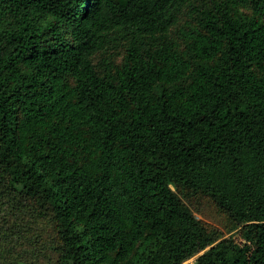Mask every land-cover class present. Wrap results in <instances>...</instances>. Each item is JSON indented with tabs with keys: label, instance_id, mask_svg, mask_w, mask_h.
I'll use <instances>...</instances> for the list:
<instances>
[{
	"label": "trees",
	"instance_id": "trees-1",
	"mask_svg": "<svg viewBox=\"0 0 264 264\" xmlns=\"http://www.w3.org/2000/svg\"><path fill=\"white\" fill-rule=\"evenodd\" d=\"M263 236L264 0H0V264H264Z\"/></svg>",
	"mask_w": 264,
	"mask_h": 264
},
{
	"label": "rangeland",
	"instance_id": "rangeland-1",
	"mask_svg": "<svg viewBox=\"0 0 264 264\" xmlns=\"http://www.w3.org/2000/svg\"><path fill=\"white\" fill-rule=\"evenodd\" d=\"M190 208L193 210L194 215L207 223L208 225L216 228L224 238H235L236 240H240L238 234H235L237 229L230 230L231 223L228 221L227 217L219 212L212 202L209 200H198L193 201L190 204ZM37 234V230L35 229V226H33V229L28 233V236L34 237ZM231 235H234L233 237ZM262 241L264 242V236L262 238ZM209 249H206L197 255L193 256L189 260H187L184 264H195L199 260V258L205 254ZM44 260H40L37 264H43Z\"/></svg>",
	"mask_w": 264,
	"mask_h": 264
}]
</instances>
